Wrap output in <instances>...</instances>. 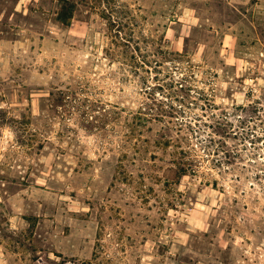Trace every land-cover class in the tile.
I'll list each match as a JSON object with an SVG mask.
<instances>
[{
    "label": "rangeland",
    "instance_id": "rangeland-1",
    "mask_svg": "<svg viewBox=\"0 0 264 264\" xmlns=\"http://www.w3.org/2000/svg\"><path fill=\"white\" fill-rule=\"evenodd\" d=\"M0 264H264V0H0Z\"/></svg>",
    "mask_w": 264,
    "mask_h": 264
},
{
    "label": "trees",
    "instance_id": "trees-1",
    "mask_svg": "<svg viewBox=\"0 0 264 264\" xmlns=\"http://www.w3.org/2000/svg\"><path fill=\"white\" fill-rule=\"evenodd\" d=\"M173 160H174L173 161L174 166L168 168V172L169 173L171 172V176H175L172 178H178L180 175L186 174L187 162L177 161L176 159H173ZM172 173H174V174L172 175ZM167 176H170V175H167Z\"/></svg>",
    "mask_w": 264,
    "mask_h": 264
}]
</instances>
